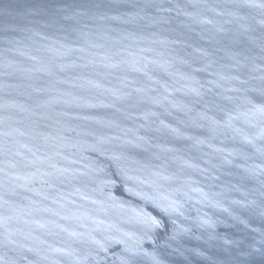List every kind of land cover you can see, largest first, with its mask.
<instances>
[{
    "label": "water",
    "instance_id": "water-1",
    "mask_svg": "<svg viewBox=\"0 0 264 264\" xmlns=\"http://www.w3.org/2000/svg\"><path fill=\"white\" fill-rule=\"evenodd\" d=\"M0 264H264V0H0Z\"/></svg>",
    "mask_w": 264,
    "mask_h": 264
}]
</instances>
